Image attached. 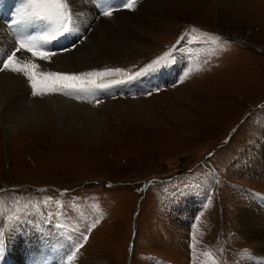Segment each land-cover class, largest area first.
<instances>
[{
    "label": "rangeland",
    "instance_id": "obj_1",
    "mask_svg": "<svg viewBox=\"0 0 264 264\" xmlns=\"http://www.w3.org/2000/svg\"><path fill=\"white\" fill-rule=\"evenodd\" d=\"M91 1L99 12L127 10L121 0ZM20 3L27 0H0V19H14ZM161 5L154 25L129 40L136 50L67 72L120 69L94 79L124 83L79 98L34 96L25 77L41 118L7 130L0 112V264L264 260L241 221L243 211L264 205V0ZM73 32L74 48L66 34L53 49L76 51L85 34ZM53 97L94 105L95 116L68 128ZM37 222L58 232V243Z\"/></svg>",
    "mask_w": 264,
    "mask_h": 264
},
{
    "label": "bare ground",
    "instance_id": "obj_2",
    "mask_svg": "<svg viewBox=\"0 0 264 264\" xmlns=\"http://www.w3.org/2000/svg\"><path fill=\"white\" fill-rule=\"evenodd\" d=\"M162 1L164 0H137L134 3L135 7L133 5L132 10L124 9V11L121 10L120 12L116 9L112 17H105L99 14L102 11L99 12V9L94 6L91 0H70V7L80 17L77 21V29L73 32L74 37L76 38L78 36L77 33L79 32L85 34L84 37L79 39L83 44L82 47H79L81 44L79 43V45H76L77 50L74 52H71V50L69 51L66 45L53 49L51 46L53 44L49 41L47 45L43 46L42 50L56 53L50 60L41 61L39 57L30 59L28 56L29 53L22 50L17 54L16 62L21 65L32 62L37 63L40 65L37 71L69 72L75 68L89 67L94 64H103L108 61L119 59L123 55L131 52V50H136V44L129 40L138 37L140 35L139 30L143 32V30L146 31L154 25L152 17L155 15L160 16L161 13L159 12H162V5H159ZM221 1L238 2L240 0ZM26 4L27 3L18 4L20 7L13 6V8L18 9L14 19H18L19 13L21 12L28 14L32 11V8L25 6ZM114 4H116V2ZM14 19L12 17L0 19V61L4 60L5 55H10V53L18 47L17 40L19 37L14 38V32L10 27L11 21ZM95 19L97 22L94 24ZM49 27L50 25L46 22H36L30 25L27 31L30 32L31 35L42 36L50 30ZM90 28H92L91 31L89 30ZM8 33L11 34L9 35ZM70 33L71 31L66 35V39L63 41L68 42V44L74 48L72 41L68 39ZM138 38L140 39V36ZM89 40L90 43H87ZM2 67V64H0V68ZM24 78L25 76L22 73H13L8 69L0 72V112L4 119L2 126L5 124L7 130L15 129L14 123L16 124V122L22 123L28 120H37L41 118L43 107L40 106L39 103H33L32 99L28 98L29 95L26 91L27 86L24 84L27 80L25 81ZM132 84L135 85H132L131 87L136 86V83ZM105 94L107 93L105 92ZM93 96L94 95H90L89 100L92 99ZM52 100L50 101L54 106L57 118L61 123L67 125L68 128L77 126L87 127L88 123L91 121L90 118L95 116L92 111L94 105L89 106L88 104L84 105L83 103L79 106L73 104V102L69 104V101L61 98L60 102L55 100V97H53ZM111 104L112 102H106L103 106L108 107ZM84 108H89L91 111H87ZM56 121V123L59 124L57 119ZM241 221L250 231L251 236L257 239L259 252H264V205H256L251 210L243 211ZM36 225L38 226L37 228L42 226L41 230L43 231L52 230L49 232L52 237L57 238L59 235L54 229H49L47 224L43 225L42 223L40 224L37 222ZM45 228L48 229L46 230ZM58 241L59 239L57 238V243ZM50 252H52V250ZM259 256L260 254L253 259L251 264H264V260ZM37 262H39L38 259Z\"/></svg>",
    "mask_w": 264,
    "mask_h": 264
},
{
    "label": "snow or ice",
    "instance_id": "obj_3",
    "mask_svg": "<svg viewBox=\"0 0 264 264\" xmlns=\"http://www.w3.org/2000/svg\"><path fill=\"white\" fill-rule=\"evenodd\" d=\"M106 0H101V3ZM123 7L131 9L135 3V0H121ZM27 6L32 8V11L28 14L23 12L19 13V18L11 21L10 27L18 38V47L7 55V58L0 61L2 68L0 71L8 69L13 73H22L27 77L31 86L32 95H43L47 92L62 93L64 95L76 94L79 98V94H91L93 89H107L111 85L124 83L123 80H113L109 84L98 83L94 77H103L112 71H121L120 69H105L104 71H92L84 73H67V72H54V71H37L40 67L37 63H24L18 64L16 62L17 54L22 50L27 53H31L33 57H39L41 61H48L56 53L43 51L44 45H47L49 41L62 37L68 34L70 31L77 29V21L80 19L72 8L70 7V0H27ZM105 17H111L113 15L112 10H106L101 13ZM36 22H46L51 25L50 30L42 36L31 35L27 31L28 27ZM75 47V45H73ZM169 54L161 57L159 60L153 61L147 65L140 72L136 73V76L142 75L161 62L168 58ZM134 77L130 76L129 79ZM94 227V225H93ZM87 239V237H83ZM75 255V253H73ZM69 260L72 256L68 257Z\"/></svg>",
    "mask_w": 264,
    "mask_h": 264
},
{
    "label": "water",
    "instance_id": "obj_4",
    "mask_svg": "<svg viewBox=\"0 0 264 264\" xmlns=\"http://www.w3.org/2000/svg\"><path fill=\"white\" fill-rule=\"evenodd\" d=\"M133 244H134V243H133V239H132L131 244H130V251H131L130 253H131V254H132Z\"/></svg>",
    "mask_w": 264,
    "mask_h": 264
}]
</instances>
